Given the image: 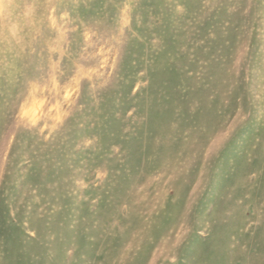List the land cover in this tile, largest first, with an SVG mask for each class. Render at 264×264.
<instances>
[{
    "label": "rangeland",
    "instance_id": "obj_1",
    "mask_svg": "<svg viewBox=\"0 0 264 264\" xmlns=\"http://www.w3.org/2000/svg\"><path fill=\"white\" fill-rule=\"evenodd\" d=\"M0 264H264V0H0Z\"/></svg>",
    "mask_w": 264,
    "mask_h": 264
}]
</instances>
